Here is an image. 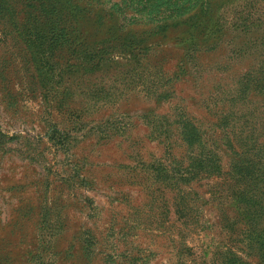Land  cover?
Wrapping results in <instances>:
<instances>
[{"label":"rangeland","instance_id":"1","mask_svg":"<svg viewBox=\"0 0 264 264\" xmlns=\"http://www.w3.org/2000/svg\"><path fill=\"white\" fill-rule=\"evenodd\" d=\"M245 184L264 0H0V264H264Z\"/></svg>","mask_w":264,"mask_h":264},{"label":"trees","instance_id":"2","mask_svg":"<svg viewBox=\"0 0 264 264\" xmlns=\"http://www.w3.org/2000/svg\"><path fill=\"white\" fill-rule=\"evenodd\" d=\"M60 9H57V8H54V9H45V11L48 13V23H45L44 27L46 29H48L49 31V35H51V40L53 38L57 39L59 37V39L61 40V38H63L62 40V43L65 44V45H69V47H73L75 46L74 45V42L76 41L75 38V33H73L72 31L69 32L67 30V22L63 21V22H60V21H56L57 19L55 18L56 15H58L59 17H61L63 14H62V11H59ZM42 24V23H41ZM41 24H38V26L36 24H34L33 26L32 25H29L28 26V31H32L30 30L31 27L33 28H43V25ZM39 31V30H38ZM39 33V32H38ZM32 34V33H31ZM61 43V42H59ZM186 139H188L186 137ZM214 171H217L218 172V169L217 168H213ZM188 171L189 169L184 167V168H179V166L176 168V170L174 171V177L177 179V180H185L186 179V175L188 174ZM235 192V193H234ZM233 193L235 196H237L238 194L240 195V197H243V198H249V202H244L245 204V209H244V213L246 216L249 215V208L251 207V203H255L256 200L255 199H259V202H263L264 201V195L260 196V197H257L256 194H254L252 188H250L249 184H245L243 185L242 187L239 186L238 189L236 188H233ZM244 193V194H243ZM251 197H248L247 195H249Z\"/></svg>","mask_w":264,"mask_h":264}]
</instances>
